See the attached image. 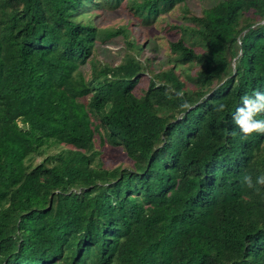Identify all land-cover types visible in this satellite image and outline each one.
<instances>
[{"label": "trees", "instance_id": "trees-1", "mask_svg": "<svg viewBox=\"0 0 264 264\" xmlns=\"http://www.w3.org/2000/svg\"><path fill=\"white\" fill-rule=\"evenodd\" d=\"M129 1L146 25L186 14L141 94L148 65L129 53L75 78L98 42L141 55L126 28L82 19L127 0H0V264H264V189L242 183L264 175V134L232 121L264 92V0L201 16L189 0ZM109 150L132 167H106Z\"/></svg>", "mask_w": 264, "mask_h": 264}, {"label": "rangeland", "instance_id": "rangeland-1", "mask_svg": "<svg viewBox=\"0 0 264 264\" xmlns=\"http://www.w3.org/2000/svg\"><path fill=\"white\" fill-rule=\"evenodd\" d=\"M215 1L218 0H189L187 6L191 13L201 16L203 10L211 7ZM129 2L131 1L127 0L118 9L108 8V6L102 9L92 8L82 19L83 22L92 23L101 30L126 28L129 32V40L143 47L141 55L137 50L128 49L122 36L106 43L98 42L93 56L75 74L76 79L79 78V74H82L85 81L89 83L94 73L104 65H119L124 56L129 53L132 56H137L142 61H146L148 65V70L141 75L142 81L136 88L137 93L141 94L142 91L148 88L151 78L157 77L158 79L162 71L169 69L170 66L166 63V60L171 53L170 44L177 42L183 35L181 27L184 25L186 17L183 7L178 6L161 13L157 20L146 25L140 18L136 17ZM160 114L167 115L168 110L161 108ZM54 152H57V150L50 151V153ZM105 156L107 158V161L104 160L106 167H132L130 160L120 150L119 152L116 150L106 151ZM44 158L37 157L34 160V165L41 163Z\"/></svg>", "mask_w": 264, "mask_h": 264}, {"label": "clouds", "instance_id": "clouds-1", "mask_svg": "<svg viewBox=\"0 0 264 264\" xmlns=\"http://www.w3.org/2000/svg\"><path fill=\"white\" fill-rule=\"evenodd\" d=\"M241 106L238 107L232 116V121L245 136L253 133L264 134V92L256 91L251 96L244 95L240 98ZM184 108L191 107L184 104ZM227 105L220 103L215 108L217 112H224ZM242 183L252 190L254 194L259 195L264 189V175L253 179L250 174L243 176Z\"/></svg>", "mask_w": 264, "mask_h": 264}, {"label": "bare ground", "instance_id": "bare-ground-1", "mask_svg": "<svg viewBox=\"0 0 264 264\" xmlns=\"http://www.w3.org/2000/svg\"><path fill=\"white\" fill-rule=\"evenodd\" d=\"M117 166V165H116Z\"/></svg>", "mask_w": 264, "mask_h": 264}]
</instances>
